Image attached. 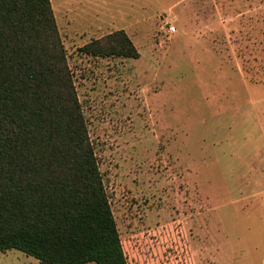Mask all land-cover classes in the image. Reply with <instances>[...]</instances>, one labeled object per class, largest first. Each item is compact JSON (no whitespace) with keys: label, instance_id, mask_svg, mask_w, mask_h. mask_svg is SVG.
<instances>
[{"label":"rangeland","instance_id":"obj_1","mask_svg":"<svg viewBox=\"0 0 264 264\" xmlns=\"http://www.w3.org/2000/svg\"><path fill=\"white\" fill-rule=\"evenodd\" d=\"M50 3L127 263L264 264V0Z\"/></svg>","mask_w":264,"mask_h":264},{"label":"trees","instance_id":"obj_2","mask_svg":"<svg viewBox=\"0 0 264 264\" xmlns=\"http://www.w3.org/2000/svg\"><path fill=\"white\" fill-rule=\"evenodd\" d=\"M138 59L123 30L78 49ZM128 264L50 0H0V253Z\"/></svg>","mask_w":264,"mask_h":264},{"label":"built area","instance_id":"obj_3","mask_svg":"<svg viewBox=\"0 0 264 264\" xmlns=\"http://www.w3.org/2000/svg\"><path fill=\"white\" fill-rule=\"evenodd\" d=\"M170 31H171V32H174L175 29H174L173 27H170Z\"/></svg>","mask_w":264,"mask_h":264},{"label":"crops","instance_id":"obj_4","mask_svg":"<svg viewBox=\"0 0 264 264\" xmlns=\"http://www.w3.org/2000/svg\"><path fill=\"white\" fill-rule=\"evenodd\" d=\"M115 5V4H114ZM116 6V5H115Z\"/></svg>","mask_w":264,"mask_h":264}]
</instances>
